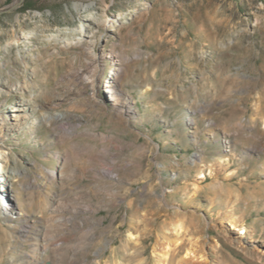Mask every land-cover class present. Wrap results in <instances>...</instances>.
<instances>
[{
  "label": "rangeland",
  "instance_id": "1",
  "mask_svg": "<svg viewBox=\"0 0 264 264\" xmlns=\"http://www.w3.org/2000/svg\"><path fill=\"white\" fill-rule=\"evenodd\" d=\"M0 133V264H264V0H0Z\"/></svg>",
  "mask_w": 264,
  "mask_h": 264
},
{
  "label": "bare ground",
  "instance_id": "2",
  "mask_svg": "<svg viewBox=\"0 0 264 264\" xmlns=\"http://www.w3.org/2000/svg\"><path fill=\"white\" fill-rule=\"evenodd\" d=\"M112 29L113 28H111V30ZM112 83L114 84L115 90L112 91V90L109 89L108 91H112L113 94L115 92H117L116 94L113 95V99L112 100L114 101V104H119L121 92H120V90L118 89V87L116 85L117 84V81L115 79L112 80ZM27 104H28L27 102L26 103L23 102V103H19V104H14L12 106V110H11L13 112L12 118H10V119H8L6 117H3L2 118V122L1 123L4 126V129H6V130L9 129V128L15 129V128H17L18 126H20L22 124V122L27 117V113H26V109H27L26 106H27ZM126 105H127V103H126ZM121 108L122 109L120 111H122V112L124 111V109H126L125 107H121ZM128 112H131V109H128ZM2 138H3V135L0 133V140ZM6 158L7 157H6L5 152L0 147V169L3 170V172H4L5 175H8V173H9L8 166L1 164V162H3ZM226 159H228V158H226ZM0 190L8 197V195L6 194L5 190L2 187H0ZM0 205H1V203H0ZM7 209H9L10 211H13L14 210V207H8ZM3 212H5V211L4 210H1V206H0V215H3ZM230 220H232V219H230ZM231 225L233 226V229H236L237 226H238L237 223H233V222H231ZM243 228H244V226H241L238 229L240 230V229H243ZM242 232H240V233H242ZM95 264H101V262L100 261L99 262L97 261V262H95Z\"/></svg>",
  "mask_w": 264,
  "mask_h": 264
},
{
  "label": "trees",
  "instance_id": "3",
  "mask_svg": "<svg viewBox=\"0 0 264 264\" xmlns=\"http://www.w3.org/2000/svg\"><path fill=\"white\" fill-rule=\"evenodd\" d=\"M30 4H25V8H30Z\"/></svg>",
  "mask_w": 264,
  "mask_h": 264
}]
</instances>
